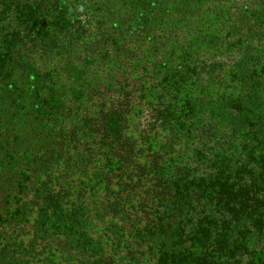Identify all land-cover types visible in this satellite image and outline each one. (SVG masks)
I'll return each instance as SVG.
<instances>
[{
  "label": "trees",
  "instance_id": "1",
  "mask_svg": "<svg viewBox=\"0 0 264 264\" xmlns=\"http://www.w3.org/2000/svg\"><path fill=\"white\" fill-rule=\"evenodd\" d=\"M144 151L126 241L152 264H264V0H0V264L64 243L113 264L86 248L81 191L47 175Z\"/></svg>",
  "mask_w": 264,
  "mask_h": 264
},
{
  "label": "rangeland",
  "instance_id": "2",
  "mask_svg": "<svg viewBox=\"0 0 264 264\" xmlns=\"http://www.w3.org/2000/svg\"><path fill=\"white\" fill-rule=\"evenodd\" d=\"M184 95L185 92H182L181 96ZM156 114L155 111H152V107L146 108L143 114V123H152ZM133 130L131 125L127 127V133L133 134L137 138V133ZM141 145L136 143V149L141 148ZM148 154V151L141 152L137 161L129 160L127 163L120 164L115 161L111 162L110 170L120 169L119 172L116 170L112 175H100V171L98 175H94L97 172L95 162L103 163L105 160L103 154L94 157L95 159L90 164L83 162L82 171L76 170L75 167L64 173L61 168H56L51 175H47L50 178L51 186L55 189L64 185L81 191L82 202L89 205L87 212L82 213L86 248L91 247L92 243L96 241L99 242L104 255L108 256L113 264H152V259L149 256H142L147 249L145 244L137 246L132 239L126 241V231L140 228L145 218L143 214L146 209L144 195L147 191L145 179L140 177L144 175H140L139 167L144 163ZM79 164L76 162L73 166ZM181 167L186 173L192 172L194 168L187 161H183ZM42 177L43 175L30 176V180L27 182L28 187L31 184L35 186L37 183H41ZM120 230L122 235L119 234ZM196 250L197 248H192L191 252ZM261 250L262 253L257 252L256 256L264 263V246H261ZM50 251L54 255V258H51L52 264H92L94 262V259H85L86 256L81 258L79 249L69 244L64 243L61 247L52 244Z\"/></svg>",
  "mask_w": 264,
  "mask_h": 264
}]
</instances>
